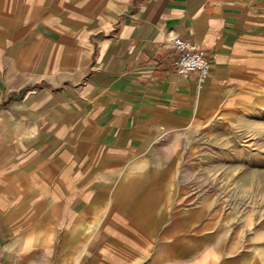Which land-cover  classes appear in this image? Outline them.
Listing matches in <instances>:
<instances>
[{
	"label": "crops",
	"instance_id": "1",
	"mask_svg": "<svg viewBox=\"0 0 264 264\" xmlns=\"http://www.w3.org/2000/svg\"><path fill=\"white\" fill-rule=\"evenodd\" d=\"M259 87L264 0H0V264L264 263L176 147Z\"/></svg>",
	"mask_w": 264,
	"mask_h": 264
},
{
	"label": "rangeland",
	"instance_id": "2",
	"mask_svg": "<svg viewBox=\"0 0 264 264\" xmlns=\"http://www.w3.org/2000/svg\"><path fill=\"white\" fill-rule=\"evenodd\" d=\"M247 98L233 117L212 124L192 135L189 143L176 147H190L184 155V164L192 160L194 167L187 166L184 173L205 178L206 184L202 185L205 188H200L211 193L207 205L220 209L218 215L211 217L213 221L224 232L236 234L239 240L251 239L253 235L252 255L256 262H261L264 260V88L252 89ZM178 174L176 171L175 175ZM242 250L247 249H239Z\"/></svg>",
	"mask_w": 264,
	"mask_h": 264
},
{
	"label": "built area",
	"instance_id": "3",
	"mask_svg": "<svg viewBox=\"0 0 264 264\" xmlns=\"http://www.w3.org/2000/svg\"><path fill=\"white\" fill-rule=\"evenodd\" d=\"M172 47L177 52L173 64L179 77H187L190 72H197V80L203 84L210 73V60L205 51L196 43L180 37L172 39Z\"/></svg>",
	"mask_w": 264,
	"mask_h": 264
}]
</instances>
